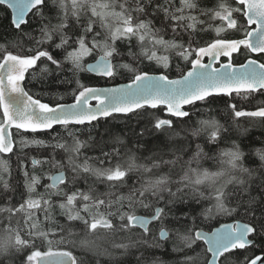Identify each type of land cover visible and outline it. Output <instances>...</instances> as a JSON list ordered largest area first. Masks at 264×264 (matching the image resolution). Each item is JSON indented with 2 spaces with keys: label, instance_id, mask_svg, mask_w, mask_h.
I'll return each instance as SVG.
<instances>
[{
  "label": "snow or ice",
  "instance_id": "6c2138e0",
  "mask_svg": "<svg viewBox=\"0 0 264 264\" xmlns=\"http://www.w3.org/2000/svg\"><path fill=\"white\" fill-rule=\"evenodd\" d=\"M0 5L11 9V25L35 45L27 48L26 54H14L0 45V214H6L7 219L0 235V256L24 253L21 264H78L71 250H53L50 233L44 229V222L53 220V210L58 207L69 221L83 225L86 236L101 232L105 237L125 236L129 243L111 245L123 250L122 255L135 248L143 249V256L144 252L171 242L172 250L183 254L180 264H264L261 255L245 256L243 260L236 255L237 250L259 248L264 252V149L254 150L259 164L253 168L245 166V153L235 141L215 156H209L199 143L193 147L191 137L206 133V142L215 144L222 133L229 131L214 117L200 120L199 127L191 130V137L174 149L172 159L149 157L150 163H138L133 154L124 164H112V159L119 155L115 147L111 152L101 148L103 158L82 152L90 142H103V134L98 133L100 141L92 135L98 131L93 122L114 113L137 115L139 110L163 106L170 117L185 118L190 117L187 105L195 106L215 95H240L264 89V62L247 58L258 54L264 59V0H217L211 8L201 7L199 0H179V6L175 0H0ZM29 14L37 27L25 32L22 25L29 23ZM161 14V26L156 27L155 19ZM201 17L220 23L207 24ZM209 30L215 35L201 43L197 34ZM169 31L171 38L165 39ZM32 32H38L39 38ZM118 42L127 46L126 53L120 51ZM134 47L139 52L133 51ZM49 48L59 50V56ZM97 53L94 63L85 62ZM234 54L245 56L246 62L235 65ZM125 55L130 62L122 59ZM222 58L226 62L221 63ZM145 60L155 68L142 67ZM173 60L190 65L186 72L181 69L178 79L167 75ZM38 61L43 64L42 76L52 75L53 71L58 77L70 73L59 83L75 85L71 92L74 103L50 106L25 90V74L35 78L37 73L30 70ZM214 63H219V67H214ZM176 67L180 68V64ZM85 72L107 78L126 75L130 82L119 87H93L81 81ZM91 100L96 101L95 106ZM229 107L235 117L264 118V107L252 112L238 111L236 105ZM55 125L64 128L70 138L69 142L61 137L63 142L54 146L65 155L54 152L40 160L33 157L32 171L22 169L24 191L15 199L16 189H10L4 179L5 174L11 176V170L3 154L15 155L17 146L21 151L32 145L45 146L44 140L29 139L22 133L46 132ZM80 125L86 126L88 140L79 138L80 129L73 130ZM13 128L20 135L18 141L13 139ZM152 128L165 132L173 130L175 124L173 119L156 117ZM105 131L114 145L123 146L121 137ZM145 131L138 135L143 136ZM171 139L169 135L168 140ZM184 156L189 158L185 160ZM93 159L100 165L107 162L108 166L96 167L89 163ZM203 159L212 160L217 170L203 168ZM43 165L58 170L46 176L50 183H42ZM37 166H41L40 173ZM89 175L105 183L107 190L100 192L94 185L87 190L78 187L77 181L83 178L87 183ZM129 180L134 182L130 184ZM40 188L43 191H38ZM125 188L127 191L122 190ZM189 194L191 202L184 199ZM177 203L189 211L181 209L182 217H174L181 228H166L163 222ZM193 203L200 205L199 209ZM137 207L149 209L150 215H137ZM219 217H233L234 222L208 232L197 226L198 221ZM153 224L160 225L158 233L149 227ZM66 242L75 246V241H66L63 236L57 244ZM81 247L93 250L87 239L81 241ZM201 248L202 252L198 251ZM150 264L162 262L153 259Z\"/></svg>",
  "mask_w": 264,
  "mask_h": 264
},
{
  "label": "trees",
  "instance_id": "16d2710c",
  "mask_svg": "<svg viewBox=\"0 0 264 264\" xmlns=\"http://www.w3.org/2000/svg\"><path fill=\"white\" fill-rule=\"evenodd\" d=\"M201 7H211L214 4L213 0H204L199 1ZM29 23L27 25H22V28L25 32H30L32 29L37 27L36 21L31 17L27 18ZM162 19V14L159 18L155 19L156 23H160ZM11 17L9 10L0 5V45H4L8 48L9 51H12L14 54H26V49L29 47L34 48L35 45L28 41L27 37H21L17 30L14 29V26L10 23ZM55 23V21H53ZM33 36L37 39L39 38L38 32H32ZM187 40V36L184 37ZM58 43V38H55ZM197 39L203 43L211 39V31L207 33H198ZM121 52H127V46L117 44ZM44 47H48L45 45ZM49 51L55 56H59V50L49 48ZM133 51L139 52L138 47H134ZM99 53L95 54V57L86 58L85 62L95 60ZM43 59V58H42ZM121 59V58H117ZM125 62H130L127 55L122 58ZM180 64V68L176 67V64ZM43 64L41 61L37 62V66L32 69L30 72L37 73L36 77L33 78L30 75L29 86L32 88L33 93H38L47 100V102L57 103H69L74 100L71 95L72 89L75 87L74 84L59 83V80L64 79L65 76L70 77V73H63L61 76H57L55 71L52 75L47 77L40 75V67ZM53 70L55 66L49 65ZM145 67L146 70L149 68H155L154 64H149L148 61H144V64L141 65ZM189 65H185L182 61L173 60L171 69L167 72V75L170 78H175L180 76L181 69L184 72L187 70ZM158 73V72H153ZM81 81L89 86H98L112 82V84L127 82L129 81L126 78V75H119L115 78H110L106 80L89 74L88 72L82 73L80 77ZM61 97H63L61 99ZM43 100V99H42ZM53 104V105H54ZM229 105H236L238 111H254L258 110L261 107H264V91L260 90L257 92H251L248 94H232L231 96L217 95L209 97L206 102H197L195 106H189L187 110L190 112V117L185 118H173L175 128L173 130H165V132H156L152 128V122L156 117L167 118L164 112V108L159 107L158 109L145 108L139 110V114H128V115H113L108 117L105 120H101L97 123L98 131H93L92 135L96 137V141H100V135L103 134V142H90L88 146L82 149V152L85 156L89 157H101V148L105 152H111L113 147L119 150V155L112 159V164L117 162L124 164L130 155H135L137 157L138 163H150L148 159H157L162 156L163 159L168 160L173 158V151L175 148L179 147L181 143L186 142V137H191V130L193 128L199 127L198 122L200 120H207L210 118H215L222 125L229 129L228 132L222 133V138L215 144L207 143V134L201 133L199 137H191L194 141L193 147L196 143H199L204 147V151L209 154V156L218 155L222 149L232 147V142L235 141L240 145L242 151L245 153V166H251L255 168L259 164V160L253 155L254 150L264 149V118L259 117H249L241 116L235 117L232 113ZM0 116L1 112H0ZM80 129L81 131L77 132V135L81 140H88V133L86 127H75L73 130ZM109 130L113 136H119L123 140V146L120 144H113L112 137L108 135L105 130ZM143 136L138 134L144 130ZM174 132H179V136H175ZM14 139L18 141L20 135L17 134V131L14 130ZM22 135L32 139L44 140L46 142L45 146L32 145L30 147L24 148L22 151L17 146L16 154H10L9 157H4L8 160V164L11 170V176L5 174V178L10 186V189H16L15 199H19L20 193L24 191L23 189V171L22 169L26 168L29 171H32V157H35L37 160L44 159L51 156L54 152L59 153L60 155H65L62 150L55 149V144L61 140V137L68 139L66 131H61L59 128H54L50 132H44L37 135L32 134H23ZM172 135V139L168 140V136ZM55 137V139H54ZM167 146H165V141ZM59 158V156L57 157ZM189 156H184V159L187 160ZM83 159V157H81ZM253 161L255 163H253ZM89 163L93 164L96 167H107L108 163L100 165L99 162L95 159L90 160ZM195 167V164L193 165ZM201 166L203 168H208L211 171L217 170V166L210 159H203L201 161ZM43 172L45 174V179L42 180V183H46V176L50 175L53 171L57 169H50L48 165H43ZM164 171H167V166H164ZM37 173L41 172V166L36 167ZM159 171V170H158ZM179 172V168L176 169ZM131 176L138 175L137 173H130ZM133 180H129V183H133ZM89 185H94L98 191L104 192L107 190V185L102 181L98 180L95 176H87V183L83 178L77 181V186L81 189L87 190ZM0 189H2V184H0ZM127 191V189H122ZM38 191H43V188L38 189ZM175 191V187H173ZM167 198V193L164 194ZM56 197H53V200H56ZM185 200L191 202V195L184 197ZM163 206V203H161ZM193 207L199 209L200 205H195ZM181 209L184 211H189V209L183 205L177 203L173 206V212L169 215L168 219L163 222V226L166 228H181V224L176 223L174 217H182ZM136 214L140 215H150V210L145 208H136ZM53 220L44 222V229L49 231V239L53 241L52 247L53 250L64 249L71 250L76 256L78 264H141L142 261H148L149 264L153 259H158L162 264H180L183 260V254L179 252H174L172 250V243L166 242L163 247L158 249H152L149 252H144L143 256L141 255V250L135 248H130L127 255H122L123 250H117L112 248V243H129V240L123 236L118 235L116 237H105L104 233L101 232L98 235H89L86 236L82 231L83 225L79 221H69L66 216L61 214V210L56 207L53 210ZM258 215V213H257ZM41 219L43 217L41 216ZM234 221L233 217H219L216 220L210 221H198L197 226L202 228L205 231H211L216 226L224 223ZM7 224L6 214H0V235H3V230ZM153 229L154 232L158 233L160 227L159 224H153L149 226ZM63 229V231H62ZM71 233V235H69ZM61 236L65 238L66 241H75V246L72 243L57 244V241L60 240ZM133 239L136 237L133 236ZM89 240L92 242V251H86L81 247L82 240ZM39 245L40 242L37 241ZM203 247V246H202ZM46 248V245H45ZM43 250V249H42ZM111 253V255L105 253ZM202 252V248L198 249ZM264 252H261L259 248L254 251L246 250H237L236 255L239 256L240 260H243L245 256L259 255ZM24 253L14 254L11 257L5 258L0 256V264H21V259L23 258ZM210 255L208 254V259ZM203 256H201V260Z\"/></svg>",
  "mask_w": 264,
  "mask_h": 264
},
{
  "label": "flooded vegetation",
  "instance_id": "af4514ba",
  "mask_svg": "<svg viewBox=\"0 0 264 264\" xmlns=\"http://www.w3.org/2000/svg\"><path fill=\"white\" fill-rule=\"evenodd\" d=\"M199 1H204V0H199ZM214 1V4L217 2V0H213ZM175 3H176V6H179V0H175ZM213 4V5H214ZM5 7V6H4ZM211 7H213V6H211ZM211 7H208V8H211ZM8 9V8H7ZM9 12H10V10H9ZM10 17H11V12H10ZM201 19H204V20H206L207 21V24H212V25H217V24H219L220 22L219 21H212V20H208V18L207 17H201ZM207 24L205 25V26H207ZM155 26L156 27H160L161 25H160V23H156L155 22ZM209 31H211V30H209ZM215 35V33L213 32V31H211V38L213 37ZM171 38V33H170V31H169V33L167 34V35H165V39H170ZM186 40V39H185ZM210 40V39H209ZM158 55H161V54H163L162 52H158L157 53ZM99 55V54H98ZM98 57V56H97ZM247 58H253V59H257V60H260L261 62H264V59H262L261 58V56L260 55H254V54H251L249 57H247ZM204 61H207V58H205V60ZM246 61V57L245 56H242V55H239V54H234V56H233V63L234 64H236V65H238V64H241V63H244ZM88 62H90V61H88ZM87 62V63H88ZM223 62H226V59L225 58H222L221 59V63H223ZM219 65V63L217 64V66ZM190 68V65L188 66V68H187V70ZM186 70V71H187ZM30 71H32V70H30ZM185 71V72H186ZM89 73V72H88ZM89 74H91V75H93V76H96V77H99V78H103V79H106V80H110V79H107V78H104V77H100V76H97V75H95V74H92V73H89ZM27 75H28V73H26V77H25V81H24V86H25V89L29 92V94L30 95H33L34 96V98H38V99H40L42 102H44V103H49L50 105H52V106H54L55 104V102H47V100H45L44 98H42V96L40 95V94H38V93H33L32 92V88L29 86V81H30V75L27 77ZM178 77V76H177ZM117 84V83H116ZM108 85H115V84H112V82L110 83V82H108L107 84H103V85H98V86H93V87H101V86H108ZM43 99V100H42ZM72 101H74V100H72ZM54 104V105H53ZM1 112V115H2V111H0ZM168 116V115H167ZM174 117H167L166 119H173ZM106 119V118H105ZM105 119H99L98 121H95V122H93L94 124H97L99 121H101V120H105ZM75 127H78V126H75ZM79 127H86V126H84V125H80ZM55 128V127H54ZM53 128V129H54ZM56 128H59V130H61V131H65V129L64 128H62L60 125L59 126H56ZM52 129V130H53ZM51 131V130H50ZM50 131H46V132H50ZM41 133H44V132H38V133H23V134H34V135H37V134H41ZM15 140V139H14ZM10 156V155H9ZM9 156H7V157H9ZM33 158V157H32ZM35 158V157H34ZM36 159V158H35ZM37 168H39V166H37ZM58 172V170L57 171H53L50 175H53V174H55V173H57ZM47 180V179H46ZM46 183H50V181L49 180H47L46 181Z\"/></svg>",
  "mask_w": 264,
  "mask_h": 264
},
{
  "label": "water",
  "instance_id": "95a60500",
  "mask_svg": "<svg viewBox=\"0 0 264 264\" xmlns=\"http://www.w3.org/2000/svg\"><path fill=\"white\" fill-rule=\"evenodd\" d=\"M3 6H5L6 8H7V6L6 5H3ZM8 10H10V12H11V9H8ZM254 55H257V54H254ZM251 59H253V58H251ZM95 62V60L94 61H91V62H89V63H94ZM204 62H207V61H204ZM246 62V61H245ZM244 62V63H245ZM216 64L217 63H214V67H219V66H216ZM237 66H239V65H237ZM189 70V69H188ZM93 74H95V73H93ZM153 74V73H152ZM96 75V74H95ZM156 75H158V74H156ZM98 76V75H97ZM25 77H26V74H25ZM104 78H107V77H104ZM179 77H177V78H173V79H178ZM107 79H110V78H107ZM25 81V80H24ZM130 81H128V82H122V83H119V84H116V85H111V86H101V87H108V88H111V87H119V86H121V85H124V84H127V83H129ZM23 86H24V82H23ZM26 90V89H25ZM260 90H262V91H264V89H260ZM260 90H258V91H260ZM255 92H257V91H255ZM232 94H236V93H232ZM221 95H223V94H221ZM215 96H217V95H215ZM226 96V95H225ZM72 103H74V102H72ZM90 103L93 105V106H95L96 105V101L95 100H91L90 101ZM69 104H71V103H69ZM51 106V105H50ZM189 105H187V106H185V108L186 107H188ZM160 107H163V106H160ZM254 111H256V110H254ZM244 112H252V111H244ZM165 113L167 114V112H166V110H165ZM113 115H124V114H121V113H114ZM100 119H105V118H100ZM95 122V121H94ZM56 126H59V125H55L54 127H56ZM15 128H13V129H11L10 131L12 132V134H13V130H14ZM50 131V130H49ZM27 133H30V132H27ZM11 153H9V154H3L4 156H9ZM56 174V173H55ZM51 182V181H50ZM234 221H231V222H224V223H222V224H225V223H233ZM221 225V224H220ZM220 225H218V226H216L215 228H217V227H219ZM215 228H213L212 230H214ZM205 231V230H204ZM205 232H208V231H205ZM210 255V258L209 259H211V254H209ZM259 255H261L262 257H264V253H262V254H259Z\"/></svg>",
  "mask_w": 264,
  "mask_h": 264
},
{
  "label": "rangeland",
  "instance_id": "374dc122",
  "mask_svg": "<svg viewBox=\"0 0 264 264\" xmlns=\"http://www.w3.org/2000/svg\"><path fill=\"white\" fill-rule=\"evenodd\" d=\"M215 170H216V169H215ZM215 170H214V171H215ZM4 178H5V176H4Z\"/></svg>",
  "mask_w": 264,
  "mask_h": 264
}]
</instances>
